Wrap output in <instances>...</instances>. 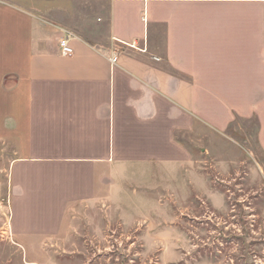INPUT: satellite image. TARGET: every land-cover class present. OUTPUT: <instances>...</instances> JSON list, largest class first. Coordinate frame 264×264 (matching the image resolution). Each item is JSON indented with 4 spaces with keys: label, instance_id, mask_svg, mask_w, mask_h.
Segmentation results:
<instances>
[{
    "label": "crops",
    "instance_id": "obj_1",
    "mask_svg": "<svg viewBox=\"0 0 264 264\" xmlns=\"http://www.w3.org/2000/svg\"><path fill=\"white\" fill-rule=\"evenodd\" d=\"M253 118L264 153V0H0V143L25 249L129 168L191 182L185 136Z\"/></svg>",
    "mask_w": 264,
    "mask_h": 264
},
{
    "label": "rangeland",
    "instance_id": "obj_2",
    "mask_svg": "<svg viewBox=\"0 0 264 264\" xmlns=\"http://www.w3.org/2000/svg\"><path fill=\"white\" fill-rule=\"evenodd\" d=\"M257 119L225 135L199 126L184 171L129 168L106 199L79 204L59 233L15 236L10 202L14 151L0 143V264H264V153Z\"/></svg>",
    "mask_w": 264,
    "mask_h": 264
},
{
    "label": "built area",
    "instance_id": "obj_3",
    "mask_svg": "<svg viewBox=\"0 0 264 264\" xmlns=\"http://www.w3.org/2000/svg\"><path fill=\"white\" fill-rule=\"evenodd\" d=\"M72 37H73V35L70 32H65V36L60 38L58 44H59L60 53L62 56L68 57V56H72L74 54V48L71 44V41L73 39ZM127 46L133 50L146 51L145 49L141 48L138 43L129 44ZM118 59H119V56L117 53L113 54L110 57V61L113 65L117 64ZM156 60H158V59H156Z\"/></svg>",
    "mask_w": 264,
    "mask_h": 264
}]
</instances>
